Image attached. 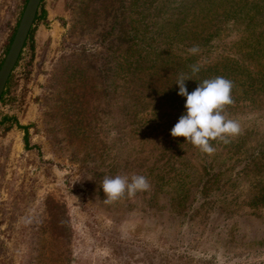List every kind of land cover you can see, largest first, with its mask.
<instances>
[{
    "label": "rangeland",
    "instance_id": "374dc122",
    "mask_svg": "<svg viewBox=\"0 0 264 264\" xmlns=\"http://www.w3.org/2000/svg\"><path fill=\"white\" fill-rule=\"evenodd\" d=\"M27 1L0 0V67ZM212 2L43 0L35 51L24 48L0 101V264H264V169L251 161L260 142L264 157V85L254 95L243 85L264 83V52L248 48L264 32V0L220 4L230 22L217 31ZM253 4L255 19L237 21ZM124 14L139 40L105 39ZM181 75L191 89L233 82L224 114L241 132L211 141L219 155L171 135L185 109L171 100ZM16 120L30 125L28 145ZM211 164L212 186L197 199ZM134 174L149 189L106 203L104 178Z\"/></svg>",
    "mask_w": 264,
    "mask_h": 264
},
{
    "label": "clouds",
    "instance_id": "9594fccd",
    "mask_svg": "<svg viewBox=\"0 0 264 264\" xmlns=\"http://www.w3.org/2000/svg\"><path fill=\"white\" fill-rule=\"evenodd\" d=\"M188 51L194 55L199 48L193 46ZM191 68L193 74L200 71L198 65H192ZM188 79L192 78L181 75L176 81L179 85L178 94L186 97V113L180 116L171 129V135L183 136L201 152L212 155L216 149L211 141L219 140L227 144L230 143L228 137L241 132L239 123L224 114L225 106L234 103L231 95L233 82L222 76L204 79L189 93L185 84ZM101 186L106 196L105 202L112 203L125 194L132 197L138 191H146L150 184L145 176L134 174L130 178L122 175L106 176Z\"/></svg>",
    "mask_w": 264,
    "mask_h": 264
},
{
    "label": "trees",
    "instance_id": "16d2710c",
    "mask_svg": "<svg viewBox=\"0 0 264 264\" xmlns=\"http://www.w3.org/2000/svg\"><path fill=\"white\" fill-rule=\"evenodd\" d=\"M212 1H213L212 3H214L216 5L211 7L208 21H210V24H211L212 27H214V25H216V29L215 30L217 31L218 29H221L222 26H224V25H226L227 23L230 22L228 12H226V9L223 10V7H221V5H220V4H223V5L227 4L229 2V0H212ZM249 3H252V2H247V4H249ZM141 7H142V5H141ZM259 7H260L259 4H253L252 7H249V8L246 9L247 10L246 17L243 18L242 15H241V18H240V15H238L237 21L246 20L248 18L255 19L256 14L261 12L259 10ZM242 8H244V7H242ZM46 14H47V11L45 9L42 10L43 18L46 17ZM175 15L176 14L174 12H172V14H171L172 22H173V20L175 21ZM262 15H263V13H262ZM140 16H141V14H140ZM126 17H127V14H124L122 21L118 22V24L114 25L110 30L105 31V33L103 34V37L105 39H108V40H110V39H112L114 37H120L121 39H124L126 42H131L135 38H136V40H139V36H136L133 33V31H131L132 30L131 28H133V26L131 28H128V27L124 26V22L126 20ZM40 19H41V14L39 12L38 15H37L36 21L40 20ZM259 20H261V18ZM262 20H264V18ZM36 21H35V23H36ZM143 23H144V21L140 18L139 19V27L140 28H142V24ZM34 30H35L34 28L31 30V33H30V35L28 37V40H27V42L25 44V48L29 47L30 51L32 52V54L35 51ZM252 33L256 34V37L255 36L251 37V40H254V43L248 45V48L250 50L249 53H250V55L260 54L262 51L264 52V32L261 31V32L258 33L256 30H254ZM20 58H21V56H20ZM20 58H19V60H20ZM96 58H97L98 61L100 60L99 57H96ZM31 62H32V57H31V60H29V63H31ZM233 69L235 71L237 70V68H233L232 67V70ZM183 70L184 69H182L180 74L183 72ZM244 79L245 80L243 82V85L245 86L244 88H246L245 91L253 90L254 91L253 95H254L257 91L259 92V90L263 89L262 86L264 85V83L262 82V78L261 77H259V76H257V77L250 76V77H247V78H244ZM13 84H14V82H13V79H12V76H11L10 79H9V82L7 84V88H6L5 92H4V94L6 93L8 88L11 85H13ZM197 84H199V82H196V83H193V84H190V85H191V87H196ZM187 85H189V84H186V86ZM174 87H176V91H174L172 93L171 100L172 99H176L178 97V98H180V101H186V97L181 96V95L178 94L179 93V85L176 83V84H174ZM187 90H188L189 93H191L195 89L187 88ZM4 94H3V96H4ZM252 100L254 102H258L260 104V98L258 96L254 97ZM225 109L226 108H224V111H225ZM183 113L184 114L186 113V108L184 109ZM238 119L239 118L234 119V120L237 121ZM178 120H179L178 118H175V120H173V118H172V120L170 121L171 126L174 127V125L178 122ZM17 123L24 130V132H25L24 140H25L26 145H28L29 144V127H30V125H23V124H20L18 121H17ZM260 143L258 144V148L256 149V151H257V155L258 156H259V154L261 155L260 159L263 160L262 162L264 164L263 150H261V147H263V144H260ZM212 146L215 147L214 144ZM242 147L239 148L238 151H241L242 153H247L248 149H245V148H247V145H243ZM215 149H216V152H217L216 155H219L221 146H217V147H215ZM255 155L256 154H253L252 155L253 157L251 158V161H254V166H255L256 163H258L257 165H260V167L259 166L258 167L260 169H264V165L262 167L261 162L255 161V160L258 159V156H255ZM212 169H213L212 164H211V166L207 167V169H206L207 170L206 178L205 179L202 178L199 190L196 191L197 193H200V196L197 199H201V198L205 199L208 196V193H207V192H209L208 186H212V184H211L212 178L210 176L211 175H215V174H211ZM256 188H257V192H258L257 196H256V199L259 198L261 201H263L262 197L264 196V177L258 179V183L256 182ZM218 195H219V189H217V191L211 196L210 200H208V201H210L211 203L214 201L213 204H216L219 201V198H215V197L218 196Z\"/></svg>",
    "mask_w": 264,
    "mask_h": 264
},
{
    "label": "water",
    "instance_id": "95a60500",
    "mask_svg": "<svg viewBox=\"0 0 264 264\" xmlns=\"http://www.w3.org/2000/svg\"><path fill=\"white\" fill-rule=\"evenodd\" d=\"M43 0H28L9 50L0 67V101L34 27Z\"/></svg>",
    "mask_w": 264,
    "mask_h": 264
}]
</instances>
